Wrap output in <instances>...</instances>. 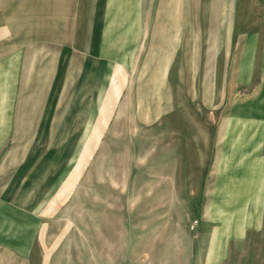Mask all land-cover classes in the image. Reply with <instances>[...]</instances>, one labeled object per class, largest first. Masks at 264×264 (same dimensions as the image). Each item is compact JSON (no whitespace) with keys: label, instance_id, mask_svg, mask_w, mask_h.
Here are the masks:
<instances>
[{"label":"rangeland","instance_id":"1","mask_svg":"<svg viewBox=\"0 0 264 264\" xmlns=\"http://www.w3.org/2000/svg\"><path fill=\"white\" fill-rule=\"evenodd\" d=\"M229 1L173 0L172 54L119 49L111 39L105 112L96 103L100 65L94 111L80 112L79 103L52 135L37 138L28 166L6 176L22 183L8 187L23 207L16 218L29 226L31 256L45 264H196L200 228H190L213 206L207 172L249 124L232 114L245 91L231 88Z\"/></svg>","mask_w":264,"mask_h":264},{"label":"crops","instance_id":"2","mask_svg":"<svg viewBox=\"0 0 264 264\" xmlns=\"http://www.w3.org/2000/svg\"><path fill=\"white\" fill-rule=\"evenodd\" d=\"M229 2V36L237 43L230 54L236 58L231 88L245 91L231 102L232 114L249 124L239 130L244 140L224 145L207 172L215 183L213 206L196 228L203 249L196 264H264V130L258 129L264 121V0ZM173 5L0 0V173L9 171L0 176V264H45L31 256L29 226L16 218L24 216L23 207L10 201L8 186L21 185L20 178L6 176L27 167L30 154L39 151L37 138L52 135L56 122L72 118L79 103L80 112L94 111L100 65L96 103L105 112L111 39L119 49L147 45L172 54ZM197 148L199 156L204 151Z\"/></svg>","mask_w":264,"mask_h":264},{"label":"built area","instance_id":"3","mask_svg":"<svg viewBox=\"0 0 264 264\" xmlns=\"http://www.w3.org/2000/svg\"><path fill=\"white\" fill-rule=\"evenodd\" d=\"M198 224H199V221H198V220H195V221L191 224V229H192V230H196Z\"/></svg>","mask_w":264,"mask_h":264}]
</instances>
